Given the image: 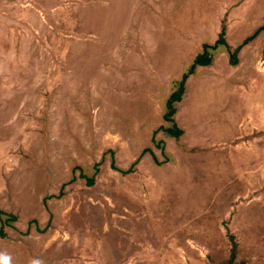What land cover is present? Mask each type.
I'll return each mask as SVG.
<instances>
[{"label":"rangeland","instance_id":"rangeland-1","mask_svg":"<svg viewBox=\"0 0 264 264\" xmlns=\"http://www.w3.org/2000/svg\"><path fill=\"white\" fill-rule=\"evenodd\" d=\"M171 6L164 28L124 32L90 29V0H0V210L16 216L0 264H216L229 257L230 235L236 261L264 263V192L215 191L213 175L187 189L188 152L159 128L166 93L224 23L237 63L221 48L190 74L178 120L224 138L244 130L248 91L264 87V29L254 34L264 0ZM164 70L174 76L157 80ZM251 92L264 104V92ZM136 159L130 173L113 167ZM233 207L250 214L245 236Z\"/></svg>","mask_w":264,"mask_h":264},{"label":"crops","instance_id":"crops-1","mask_svg":"<svg viewBox=\"0 0 264 264\" xmlns=\"http://www.w3.org/2000/svg\"><path fill=\"white\" fill-rule=\"evenodd\" d=\"M172 1L173 0H90V29H98L99 27L96 25H108L112 30L124 32H140L143 30L158 31L160 28H164V25H168L167 19H164V16L174 14L175 12L174 7L171 6ZM144 4L147 6V10H145L147 13L144 11V14L141 13V17H139L140 6ZM161 6L164 7L160 8ZM205 7H209L207 1L205 2ZM224 7L226 8V5L221 7L220 15L230 11L227 10L229 7L226 9H224ZM200 8L199 6L197 11L193 9V7L187 8L183 12L194 11V13L197 14ZM178 13L181 14L182 12L180 11ZM41 14L43 13L41 12ZM145 14L149 15L150 18L146 17L145 19V17L142 16ZM159 24L161 27L158 26ZM185 24L186 26L183 28L191 27L193 30H198L200 22L197 26L195 23L193 26L187 25V23ZM220 28L221 26L219 27V31ZM203 44L204 40L200 47L197 44L196 47L199 48V51H201ZM195 55L193 57H195ZM213 62L214 60L210 65H212ZM201 67L204 66L199 65L196 67L195 71ZM257 68L259 69L257 71L261 72L262 68L260 66ZM183 71L184 70H182L180 74L183 73ZM172 76L174 75H172L171 71L164 70L163 73L160 72L157 74L156 79L170 80ZM252 90L261 92L254 87H251L248 91L250 103L249 109L247 110L248 113L243 115V123L238 122L237 124L238 128L241 130L244 128V130L242 132H237V134H231L230 137L225 138L219 135V133L212 135V133L200 129L203 127L199 125L198 127L200 128H197L195 121H193L194 123L192 126L187 125L188 130L180 123L178 117L187 102V90H184L181 100L177 103L174 120L183 131L182 135L177 140L182 143L184 151L188 152V154L185 155L187 160H185L184 165V184L185 186L188 185V187H186L187 189H200L198 185H207L208 178L213 175V177H217L215 183L217 189L215 191L264 192V104H262L261 100L253 98ZM262 90L264 92V87ZM263 92L261 93L263 94ZM166 94L169 95L168 92ZM188 108L190 109V106ZM197 151L203 153L204 156H194L193 152ZM203 159L207 161L206 167H201ZM225 172H228L227 177H223ZM235 211V207L231 208L228 215L231 218L236 217V221L241 222L244 226L242 230L238 231L236 236H245L246 232L250 229V214H248V211H245L237 216L234 214ZM233 236L235 238V235Z\"/></svg>","mask_w":264,"mask_h":264},{"label":"trees","instance_id":"trees-1","mask_svg":"<svg viewBox=\"0 0 264 264\" xmlns=\"http://www.w3.org/2000/svg\"><path fill=\"white\" fill-rule=\"evenodd\" d=\"M225 26L224 23L221 24L220 31L218 33V38L215 40V42H206L203 44L201 51H199L195 57L192 58V60L186 64V67L182 74V80L180 83V86L173 92H171L168 96H165V99L162 103L163 106V112H162V118L165 122L164 125L160 126V129H164L169 135L173 136L174 138L178 139L183 131L180 127H178L177 123L174 120V114L177 110V103L181 100L183 94H184V82L186 78L195 72V69L197 66H207L210 65L213 61V55L215 51L218 50H224L228 53L230 62L232 64L237 63V59L235 57V52L229 47V45L226 43L224 35H225ZM264 29V24L261 25L254 34L257 33V31ZM254 34L249 35L246 37L242 44L248 43L254 36ZM263 58H264V49H263ZM172 124V125H170ZM138 159H136L132 166L128 169H120L117 168L115 165L113 167L123 173H130L134 169V165L137 163ZM94 173L90 176L86 175L82 169H80V177H83L86 179V183L91 185L94 183ZM3 215L5 217H3ZM16 219V216L14 214L4 212L0 210V237H4L6 235L5 225L11 226V223ZM230 241H231V250L229 253V257L226 260L220 261L216 264H248V262L245 259H241L236 261L237 256V242L234 239L233 235H230ZM256 264H264V263H256Z\"/></svg>","mask_w":264,"mask_h":264}]
</instances>
